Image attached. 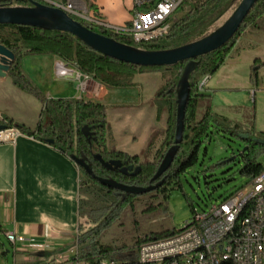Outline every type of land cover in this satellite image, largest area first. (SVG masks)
<instances>
[{"label": "trees", "instance_id": "trees-1", "mask_svg": "<svg viewBox=\"0 0 264 264\" xmlns=\"http://www.w3.org/2000/svg\"><path fill=\"white\" fill-rule=\"evenodd\" d=\"M29 1L0 0V6H32ZM237 0H186L180 9L188 5V12L172 23L169 34L145 44H135L128 36L98 28L72 17L95 33L115 41L148 51L176 49L205 37L209 29L222 19ZM264 22V0H260L248 15L235 38L221 49L206 56L183 62L175 67H138L106 57L74 36L31 27L0 25V44L11 51L15 60L9 76L19 90L37 98L44 106L37 129L30 130L12 121L4 126L7 130L18 129L46 144H50L77 164L81 172L80 234L78 251L65 264H118L123 249L104 245L100 242L103 234L110 229L126 210L135 211L142 196L168 200L169 193L182 189L185 175L199 163L202 146L213 134H230L248 143V152L241 156V178L246 184L252 182L263 171L259 158L264 155V133H243L240 124L211 111L210 97L200 93L199 83L203 77L213 76L228 58L240 54L237 39L248 29H258ZM236 47V48H235ZM32 55H53L63 62L75 66L84 75L93 78L109 89L132 88L138 75L176 73L167 78L165 87L155 96L157 117L167 114L165 137L156 150L153 161H142L140 156L108 148L109 123L108 107L81 99H48L22 68V61ZM258 80V75H255ZM188 83L190 91L185 107L183 132L178 138L179 127V84ZM182 84V87H183ZM205 107V108H204ZM204 108V111L202 109ZM53 142V143H51ZM153 150L151 146L147 151ZM171 156L170 168L159 176L158 172L165 159ZM105 162H120L121 169L108 170ZM133 167L132 171L128 168ZM97 178L110 180L126 187L154 188L150 193L131 195L103 186ZM153 198V197H152ZM163 204L152 205L148 211H155ZM195 207L192 206V213ZM85 217L84 222H82ZM176 231L147 235L137 242L140 245L172 236ZM137 259H138V252ZM15 264H47L40 255L14 251ZM125 258V257H124ZM127 264L135 263L133 260Z\"/></svg>", "mask_w": 264, "mask_h": 264}, {"label": "crops", "instance_id": "crops-1", "mask_svg": "<svg viewBox=\"0 0 264 264\" xmlns=\"http://www.w3.org/2000/svg\"><path fill=\"white\" fill-rule=\"evenodd\" d=\"M81 1L88 8L89 18H97L110 29L129 25L134 14V0ZM240 41L237 57L228 58L217 73L201 79L200 93L210 97L211 111L232 121L238 120L244 109L251 108L258 94L264 97V22L258 29L245 31ZM62 66L72 74H57ZM22 68L48 99H81L105 105L108 110L114 104H125L126 92L103 86L56 56H27ZM151 75H138L133 83L140 84L138 80ZM153 76L163 79L161 73H153ZM134 97L133 101L138 103L137 92ZM43 110L37 98L13 85L9 74L0 78V126L12 121L33 131L39 125ZM154 122L161 125L157 108ZM108 123L110 128V113ZM154 125H148L142 139L130 129L122 128L114 133L111 128L108 148L141 157L144 148L151 146L153 149L163 139V136L160 141L152 139L150 131ZM80 184L81 172L77 164L50 144L21 133L11 141L0 143V234L14 232L23 236L26 245L17 250L40 255L47 264L71 261L79 244ZM0 248L6 255L1 241Z\"/></svg>", "mask_w": 264, "mask_h": 264}, {"label": "rangeland", "instance_id": "rangeland-1", "mask_svg": "<svg viewBox=\"0 0 264 264\" xmlns=\"http://www.w3.org/2000/svg\"><path fill=\"white\" fill-rule=\"evenodd\" d=\"M239 1L237 0L230 11L209 29L207 35L224 23L229 14L238 6ZM37 2L43 5L47 4L44 0H37ZM188 5L186 4L185 8L176 12L173 21L180 19L188 12ZM161 74L163 79L152 74L142 81L138 80L140 84H134L132 88L113 89L119 90L118 92H126L128 97L123 96L126 99L125 104L110 106V131L112 128L116 133V131L126 128L137 133L141 139L145 137L148 125L155 124L154 113L157 104L155 96L157 92L164 89L167 78L176 76V73L165 71ZM182 84L183 81L179 84V93L182 90ZM136 92L139 96L137 97L138 103L133 101L136 99L134 97ZM235 122L240 124L243 133H248V135L264 133V97L258 94L255 101H252L251 108L244 109L242 116ZM166 128L167 114L165 113L161 119V125L155 124L150 131L153 133L152 139L159 140L161 136L164 139ZM160 144L156 143L152 152L144 148L143 154H141L142 161H153V154ZM247 152L248 143L236 136L223 133L211 135L207 143L202 146L199 163L183 178L181 190L171 191L168 200L154 197L155 194H152L151 197H140L136 204V210H126L120 219L103 234L100 242L123 249L122 255L125 258L121 257L118 264H127L132 260L138 263L136 252L141 246L137 249V242L140 238L166 231H181L193 217L192 206L205 210L212 204L222 202L246 185V180L240 177L239 170L243 166L241 156ZM259 161L264 165V155L259 158ZM161 203L163 205L159 209L148 211L152 205L158 206ZM84 220L85 217L82 222ZM0 241L7 252L6 255L2 254L0 248V264H15L14 247L7 240L5 234H0Z\"/></svg>", "mask_w": 264, "mask_h": 264}, {"label": "built area", "instance_id": "built-area-1", "mask_svg": "<svg viewBox=\"0 0 264 264\" xmlns=\"http://www.w3.org/2000/svg\"><path fill=\"white\" fill-rule=\"evenodd\" d=\"M185 1L163 0L162 8L148 11L146 0H134V14L130 24L119 29H110L97 18H89L88 8L81 0L55 1L54 7L66 9L70 16L95 27L128 36L139 45L166 37L175 21L174 15ZM240 40L237 39L236 47ZM57 74L67 76L72 72L62 66L58 68ZM202 87L200 81V91ZM19 133L15 128L0 132V143L13 140ZM246 196H254V204L244 214V221L240 222L236 237L225 240L234 208ZM6 237L16 250L27 242L26 238L14 232H8ZM192 244H205V252H192L195 264H264V168L252 182L222 202L212 204L205 210L195 208L191 221L186 223L183 230L176 231L170 237L142 244L138 257L158 256V264H186L173 261L174 249H184Z\"/></svg>", "mask_w": 264, "mask_h": 264}, {"label": "water", "instance_id": "water-1", "mask_svg": "<svg viewBox=\"0 0 264 264\" xmlns=\"http://www.w3.org/2000/svg\"><path fill=\"white\" fill-rule=\"evenodd\" d=\"M259 1L240 0L238 6L215 31L193 43L163 51H148L119 43L112 38L93 32L60 8L32 1H29L32 6H0V25L31 27L46 31L68 33L90 49L116 61L138 67L172 68L183 62L211 54L226 46L235 38L244 21ZM14 60V54L0 44V78L7 77ZM189 91V85L185 82L179 93L178 138L181 137L183 132L185 107L188 102ZM4 131H7L6 127L0 126V132ZM98 158L108 170L122 168V163L120 162H105L102 158ZM171 164L172 157L168 156L160 167L158 175L162 176L170 168ZM128 170L132 171L133 167H129ZM97 180L103 186L131 195L147 194L154 189L126 187L100 178H97Z\"/></svg>", "mask_w": 264, "mask_h": 264}, {"label": "bare ground", "instance_id": "bare-ground-1", "mask_svg": "<svg viewBox=\"0 0 264 264\" xmlns=\"http://www.w3.org/2000/svg\"><path fill=\"white\" fill-rule=\"evenodd\" d=\"M162 4L163 0H146L148 11L162 8ZM47 5L55 6V3L47 1ZM62 10L69 14L66 9ZM251 204H254V196H246L242 198L241 204L234 208V215L230 217V224L227 225L225 240H233L236 237L240 222L244 221V214H246L248 208H251ZM192 252H205V244H192V246H185L184 249H174L173 261L195 264V257H192ZM138 262L140 264H158V256H140Z\"/></svg>", "mask_w": 264, "mask_h": 264}]
</instances>
